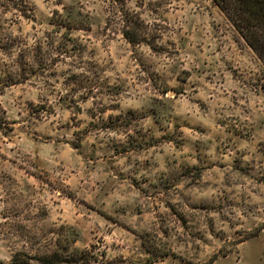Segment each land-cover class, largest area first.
I'll return each mask as SVG.
<instances>
[{
    "label": "clouds",
    "instance_id": "9594fccd",
    "mask_svg": "<svg viewBox=\"0 0 264 264\" xmlns=\"http://www.w3.org/2000/svg\"><path fill=\"white\" fill-rule=\"evenodd\" d=\"M24 2L36 9L34 13L36 20L32 22L35 23V29L32 23L23 21L14 9L8 15L20 19L24 24L23 32L18 33L16 27L11 29L14 36L32 33L28 37L30 45L35 43L36 38L44 35V30H51L47 21L53 17L54 12L60 18L69 19L72 23H88L90 19L101 14L102 8L108 7L107 4L101 5L95 0H24ZM157 2L158 0H145L144 7L141 8L137 6L136 0H128L127 7L141 13V18L150 26L149 33L154 30L151 27L154 22L160 23L161 27L156 30L163 38L157 41V46L164 45L168 53L164 55L153 53L151 47L146 44H138L133 49L121 39V53L131 56L134 52L136 57L141 59L144 68L141 69L140 65L133 61L134 75L127 79L125 88L119 95L110 96L104 93L96 95L95 93L100 92L97 87L93 89L92 98L85 103L80 101L79 97L86 89L78 91L73 95V99L76 100L75 106L67 111L62 106L57 107L56 114L50 118L45 116L43 123L31 118L25 119L28 113L22 110L24 101L32 100L39 105L45 102L40 97L46 96L47 103L56 106L58 99L56 93L65 95L70 90L61 87L55 80L52 81V87L55 89L52 95H48L51 89L45 90L34 79L29 83L37 84V89L11 88L8 93L14 95L6 94L0 101V103L6 102L4 108L7 112L6 115L0 112V117L5 122L12 120L19 122L14 126L16 131L8 136L4 135V129H0V146H2L0 151L9 157V160L3 161V164L15 176L19 190L25 192L27 189L25 196L32 202L28 211L35 215L41 209L48 210L47 219L40 221L47 226L43 231L47 228L56 230L48 236H43L42 231L39 237L42 240L54 238L60 232L61 225L65 226V234L82 232L85 219L62 215L64 206L68 204L83 209L81 201H86L117 216H124L125 213L130 216L137 208H143L147 203H156L155 200L146 201L140 189L132 185L131 178L134 177L141 188L149 189L151 177L158 169L152 168L147 173L137 174L135 171L128 173V169L133 167V164L127 163L128 157H117L112 154L111 168L114 171L96 169L92 162L88 161L90 166L82 172L78 165L65 166L62 163V155L50 159L39 151V143L35 145V150L24 148V142L33 132L51 134L62 141L81 140L82 146L78 150L80 155L77 156V160L86 159L93 153L100 156V150L104 147L100 140L107 142L109 137H115L117 140L127 141L129 135H135L138 129L147 132L152 116L148 115L135 121L132 126L123 131L97 130L85 135L88 125L98 124L101 117L106 120L110 115L120 116L127 108H140L148 104L152 107L158 106L162 110L161 116L169 117L168 120H164L169 128H172V121L178 114L185 115L189 121L188 127L202 123L214 130L223 131L234 125L236 129L247 134L246 139L239 144H234L237 150L247 147L250 151H255L256 144L264 141V91H260L264 88V25L253 24L243 29L244 35H241L232 22L219 13V9L212 4L211 0H194L193 4H187L185 0H164L163 6L159 9L158 18L152 16L147 8L148 3L155 6ZM220 2L235 19L236 5L239 0H220ZM209 11L213 13L211 19L217 20L221 25L218 31H210L207 26ZM116 18L119 19L118 10ZM92 26L95 32L97 26L95 24ZM121 27L122 24L114 23L115 32L112 35L119 33ZM71 35L84 36L85 33L73 31ZM109 40L110 37L105 38V46ZM169 40L172 41L171 44L168 43ZM92 47L100 48V41H92L89 48ZM217 47L220 48L219 54L216 53ZM103 55L111 58L107 51H104ZM219 57L224 59L221 61ZM12 59H15V53ZM85 59L89 57L85 56ZM79 71L84 69L81 68ZM230 72L235 73V80L228 75ZM186 73L191 75L187 77V83H182L178 77ZM225 79L231 81L227 87L221 84V81ZM257 81L260 83L253 87ZM174 90L182 91L178 94V91ZM17 95H22L23 99L18 100ZM112 105L118 107L113 109ZM76 107L81 108L82 111L76 113ZM89 108L94 115L87 111ZM73 114L77 115L80 123L69 121V116ZM217 120H223L226 123L220 127L214 123ZM61 124H66L68 127L59 128ZM21 127L24 128L26 136L21 137L19 131ZM182 130L187 133L186 128ZM161 135L157 133V136ZM228 135L231 136V133ZM93 144L96 145L95 149L92 148ZM174 152L173 143L161 139L147 149L145 155H138L132 160H142L152 156L163 168L165 157L171 156ZM233 155L234 152L229 151L225 159ZM250 159V155L244 158L245 161ZM13 161L14 163H11ZM225 171L231 174L230 168ZM121 174L127 179L122 180ZM210 179L212 178L206 176L197 182L181 181L175 184L174 187L181 192H177L172 204L183 205L182 209L177 207L176 211H187L189 203L184 198L187 195L215 196L219 188L207 184L206 181ZM230 179L232 181L239 179L240 183L233 182V187L237 189V192L241 189L246 192L245 202L237 207L226 205L223 210L203 218L197 229L202 233L201 239H192L189 243L186 238L184 247L174 246L171 243L166 245L176 255L175 257L169 255L164 264H188L189 261L192 264H264V185L253 184L245 177L231 175ZM185 183H188V187H185ZM213 183L222 186L220 180H213ZM3 207L4 205L0 204V208ZM155 211L163 213L161 223L166 228L168 225L163 221L172 219L168 209L161 205L158 210L153 209V212ZM85 215L88 214L85 213ZM26 223L31 226L33 221L29 220ZM35 238L32 233H29L24 239L16 235L0 239V262L12 264L13 254L22 247L27 249ZM221 247L225 250L230 249L227 259L221 258L223 255L220 253ZM214 254L216 259H213Z\"/></svg>",
    "mask_w": 264,
    "mask_h": 264
},
{
    "label": "rangeland",
    "instance_id": "374dc122",
    "mask_svg": "<svg viewBox=\"0 0 264 264\" xmlns=\"http://www.w3.org/2000/svg\"><path fill=\"white\" fill-rule=\"evenodd\" d=\"M95 2L101 5L107 4L108 7L102 8L101 14L90 19L88 23H72L69 19L60 18L54 12L53 17L47 21L51 30H44V35L36 38L35 43L30 45L28 37L32 33H25L24 36L12 34L13 27H16L18 33L23 32L24 24L20 19L9 16L8 13L14 9L23 21L32 23L36 20L35 7L26 4V6L14 8L0 1V101L6 94L14 95L8 93L11 88L37 89V84L29 83L34 79L45 90L51 89L48 95H52L55 92L52 81L55 80L61 87L70 90L65 95L56 93L58 97L56 106L48 104L46 96L40 97L45 102L39 105L32 100L24 101L22 110L28 113L25 119L31 118L43 123L45 116L50 118L56 114L57 107L62 106L67 111L75 106L76 100L73 99V95L78 91L86 89L79 97L80 101L86 103L92 98L94 88L100 89V92L95 93L96 95L104 93L110 96L119 95L124 90L127 79L134 75L135 64H139L141 69L144 68V64L134 52L131 56L121 53V39L133 49L138 44H146L151 47L153 53L161 55L168 53L164 45L157 46V41L163 38L156 30L161 27L160 23L154 22L151 25L154 30L149 33V24L141 18V13L127 7L128 0H95ZM163 2L164 0H158L155 6L148 3L147 8L152 16L159 18V9L163 6ZM211 2L219 9V13L227 18L214 1L211 0ZM144 3L145 0H136L138 7L143 8ZM185 3L193 4L194 0H185ZM117 10L119 19L116 18ZM104 13L110 14L105 15ZM212 15L213 13L209 11L207 26L210 31H218L221 25L217 20L211 19ZM131 19L134 25L131 24ZM59 22H71L72 27L58 24ZM114 23L122 24L120 32L115 36L112 35L115 32ZM93 24L97 26L95 32H93ZM129 24L131 28L128 27ZM32 27L35 29V23H32ZM123 30H133L137 36L135 39L138 38L137 41L131 42L127 39ZM73 31H83L85 35L73 37L71 35ZM106 37H110L107 46L104 44ZM94 40L100 41V48H89V44ZM168 43L171 44L172 41L169 40ZM104 51H107L111 58L104 57ZM219 52L220 48L217 47L216 53L219 54ZM14 53L15 59L13 60ZM85 56L89 59H85ZM219 59L222 61L224 58L219 57ZM59 65L63 67H58ZM81 68L84 71H79ZM189 75L191 73L183 74L178 79L182 83H187ZM228 75L235 80V73L230 72ZM45 76L47 78H44ZM230 82L225 79L221 81V84L227 87ZM259 83L260 81H257L253 87ZM174 91H178L179 94L182 90ZM260 91H264V88ZM17 99H23V96L17 95ZM4 103L6 102L0 103V112L6 115ZM111 107L115 109L118 106L112 105ZM81 111V108L76 107V113ZM87 111L92 113L91 108ZM161 111L158 106L152 107L145 104L140 108H127L120 116L110 115L106 120L101 117L98 124H89L85 135L97 130L123 131L132 126L135 121L148 115L152 116L147 132L138 129L135 135H129L127 141H120L115 137H109L107 142L100 140V143L104 144L100 150V156L93 153L86 159L77 160V156L80 155L78 150L82 146L81 140L68 142L65 139L62 141L47 133L33 132L24 142L23 147L29 150H35V145L39 143V151L50 159L62 155V163L65 166L78 165L82 172L90 166L88 161H91L96 169L114 171L111 168L112 154L117 157H128L127 163L133 164V167L128 169V173L134 171L137 174L147 173L152 168L158 169L151 177L152 182L149 189L141 188L140 183L134 177L131 178L132 185L140 189L142 197L149 202L155 200L156 203H147L143 208H137L130 216L127 213L124 216H117L86 201H81L83 209L73 207L71 204L65 205L62 215L85 219V226L79 233L65 234V226L61 225L60 232L54 238L46 241L39 238L43 229L47 227L40 221L47 219L48 210L41 209L35 215L28 211L32 202L25 196L27 189L25 192L19 190L15 176L3 164V161H8L9 157L0 151V204L4 205L0 208V239L13 235L24 239L29 233L36 237L27 249L22 247L13 254L12 264H29V262L50 264L55 256L61 259L59 264H164L169 255L173 257L176 255L166 245L171 243L174 246L184 247L186 238L189 243L192 239H201L202 233L197 229L203 218L223 210L226 205L237 207L245 202L246 192L243 189L237 192V189L233 187V182L239 184L240 181L239 179L232 181L231 175L245 177L256 185H264V141L256 144L255 151H250L247 147L237 150L234 144H239L240 141L246 139L247 134L236 129L234 125L223 131L214 130L202 123L188 127L189 121L185 115L178 114L172 121V128H169L164 121L169 117L161 116ZM69 121L80 123L75 114L69 116ZM18 123L16 120L5 122L0 117V129H4L5 136L14 133L16 131L14 126ZM214 123L223 127L226 121L217 120ZM65 127L68 125H59V128ZM185 128L187 133L182 130ZM19 131L21 137L27 135L23 127ZM157 133L162 135L157 136ZM228 133H231V136ZM161 139L172 142L175 150L171 156L165 157L163 168L160 167V162L152 156H147L142 160H132L138 155H145L146 150ZM92 148L95 149L96 145L93 144ZM229 151L234 152V155L225 159ZM249 155L251 159L245 161L244 158ZM228 168L231 169V174L225 171ZM206 176L212 178L206 183L214 188L218 187L219 192L215 196L205 197L187 195L184 197L189 203L187 211L177 212L176 208L182 209L183 205L172 204L177 192H181L174 185L181 181L197 182ZM120 178L127 179L122 174ZM213 180H220L222 186L214 184ZM144 182L146 183V177ZM185 187H188V183H185ZM161 205L168 209L172 217V219L163 221L168 225L166 228L161 223L163 213L153 212V209L158 210ZM85 213L88 215L86 216ZM29 220L33 221L31 226L26 223ZM209 227H212L211 223ZM55 231L53 228H47L43 231V236H48L49 233ZM229 252L230 249L225 250L221 247L220 253L223 254L221 258L227 259ZM213 259H216L215 254ZM188 264L192 262L189 261Z\"/></svg>",
    "mask_w": 264,
    "mask_h": 264
},
{
    "label": "trees",
    "instance_id": "16d2710c",
    "mask_svg": "<svg viewBox=\"0 0 264 264\" xmlns=\"http://www.w3.org/2000/svg\"><path fill=\"white\" fill-rule=\"evenodd\" d=\"M2 3L8 4L14 8L26 6L24 0H0ZM214 3L226 14L227 18L232 22L237 31H240L241 35H244L243 29L249 28L253 24L264 25V0H239L236 5L237 11L235 12V19L233 15H230L226 10V7L220 2V0H213ZM4 4V5H5ZM130 22V20H129ZM133 19H131V24L134 25ZM71 23V22H70ZM69 22H59L66 27H72ZM131 24L128 27L131 28ZM124 36L131 42L137 41L135 39L136 33L133 30H123ZM61 259L54 257V260L50 264H59Z\"/></svg>",
    "mask_w": 264,
    "mask_h": 264
}]
</instances>
